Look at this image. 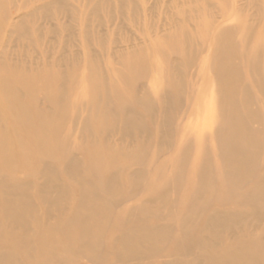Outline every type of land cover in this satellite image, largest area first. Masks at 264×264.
I'll list each match as a JSON object with an SVG mask.
<instances>
[{
  "label": "rangeland",
  "instance_id": "obj_1",
  "mask_svg": "<svg viewBox=\"0 0 264 264\" xmlns=\"http://www.w3.org/2000/svg\"><path fill=\"white\" fill-rule=\"evenodd\" d=\"M260 3L0 0V77L19 90V99L30 109L19 118L7 109V94L0 91V135L5 132L1 138L11 146L5 155L16 164L22 147L32 149L29 137L21 133L20 138V132L25 131L27 121L38 119L35 112L49 120L69 113L60 126L61 138L67 143L58 150L57 176L67 186L68 207H54L46 213L38 192L45 183L38 174L42 165L18 161L15 181L29 186L28 194L42 213V222L54 227L70 215L80 188L63 171V165L70 160L88 164L84 151L92 143L107 152L118 150L123 188L131 184V176L142 173L137 186L116 205L114 217L101 235L99 259L76 250L65 261V254L56 251L52 264H191L203 260L205 251L191 242L202 235L207 219L215 214L251 211L247 197L264 184V13ZM228 33L234 38L240 82L234 98L227 99L226 110L242 117L246 133L241 156L232 158L226 155L230 134L226 122L218 119L223 108L217 105L220 96L213 79L221 46L216 42ZM19 76L23 84L16 88ZM26 84L34 87L28 89ZM168 93L174 96L176 107L164 126ZM146 98L153 103L151 112L138 104V99ZM127 107L144 120L143 133L123 130ZM102 123L109 129L100 130L97 126ZM86 124L95 131L85 132ZM45 147L36 148L29 157L35 158ZM137 149L143 150L141 160L126 161L125 156ZM243 158L249 175L244 185L232 187L227 168L235 170ZM111 164L102 165L109 168L104 178L113 173ZM31 168L33 175L23 172ZM201 175L207 181L205 188L198 180ZM204 189L211 199L203 205L195 230L184 233L181 220L197 203L196 191ZM143 209L149 213L143 214ZM253 220L236 227L238 234L244 240L257 237L264 244V221L254 224ZM140 227L167 230L164 244L145 258L119 254L118 245L128 230ZM62 233L56 229L54 235L61 237ZM225 238L235 242L231 232H226Z\"/></svg>",
  "mask_w": 264,
  "mask_h": 264
},
{
  "label": "bare ground",
  "instance_id": "obj_2",
  "mask_svg": "<svg viewBox=\"0 0 264 264\" xmlns=\"http://www.w3.org/2000/svg\"><path fill=\"white\" fill-rule=\"evenodd\" d=\"M258 1L261 2L259 4L260 10L264 13V0ZM241 22L239 20V23ZM231 35L228 33L227 36L219 38L218 43L216 42L217 45L221 46L217 49L214 63L215 76L212 77L217 83V93L220 96L217 105L223 108L222 115H219L218 119L220 122H226V128L230 134L226 152L229 158L236 155L241 156L240 153L243 152L242 140L246 136L242 117H235L226 110V101L234 98L240 82L238 71L235 68L237 54L234 50V38ZM4 79L0 77V91L7 94L8 102L5 101V106L12 113H16L19 118L26 116L30 109L19 99V93L16 92L19 90L15 91L13 86ZM15 80L17 82V85H14L16 88L18 84H23L22 77L19 76ZM26 85L28 89L34 87L31 84ZM160 91L163 95L162 87ZM137 101L140 106H147V109L152 111L153 103L149 98L138 99ZM166 102L168 108L167 110L163 109L165 112L164 126L169 124L171 120L170 111L176 107L174 96L169 93ZM126 110L127 115L123 123V130L127 133H136L137 131L143 133L146 129L142 125L144 120L129 107ZM35 113L38 119L27 121L24 125L25 131L20 132V138L21 133H25L29 137L32 142V149L28 150L22 147L18 161L22 165L31 166L35 163L42 165L38 174L45 178V183L39 187L38 192L45 205L43 210L49 213L54 207L61 210L71 203L66 192L67 186L57 178L60 170L58 150L67 143L64 138H61L60 126L66 121L69 113L65 111L64 115L59 114L55 120H49L41 112ZM35 123H37V127ZM48 127L49 129H47ZM97 127L102 131L109 129V126H105L103 123ZM84 131L93 133L95 130L86 124ZM4 133L0 135V264H52L56 261V251L65 254V261L69 260L76 250L94 260L99 259L101 235L109 220L114 217L115 207L121 197L137 186V180L141 178L142 173L139 172L131 176V184L127 189L123 188L120 184L121 168L119 166L122 160L118 150L107 152L97 143H92L91 147L84 151L88 164L84 165L76 160H70L63 165V171L70 174L72 181L80 189L76 201L70 206V215L63 221L58 220L53 227V225L50 226L42 222L40 216L43 217V215L42 213L39 214L32 197L28 194L29 186L15 181V174L20 171L19 163L16 161V164H13L10 157L5 155L6 151L11 150V146L1 138ZM13 137L16 142V136ZM24 140L19 139V142ZM44 144L46 147L41 149L35 158L29 157L32 151L36 148L39 149ZM142 155L143 150L137 149L129 152L125 159L130 163L139 162ZM104 162H112L110 169L115 168L107 178H104L103 175L107 171L109 172V168L107 170L102 168ZM245 163L244 158L239 159L235 170L227 168L232 187L239 188V186L244 185L249 175L243 168ZM23 172L33 175V168ZM198 180H200L203 188L207 186L205 176L201 175ZM261 188L263 189H256L247 197V207L251 210L250 212L215 214L206 220L202 235L192 238L191 242L193 246L203 248L205 251L203 260L191 264H264V244L261 243V240L257 237L244 240L239 236L236 228L245 224L249 218L254 219L252 221L254 224L264 221V184ZM206 193L208 190L205 189L203 192L196 191L197 203L193 208L187 210L181 220L184 233L195 230V222L202 207L208 203L212 196H206ZM145 213H149V210L143 209V214ZM56 229H61L63 232L61 237L54 235ZM226 232L235 235L234 243L226 241ZM166 235L167 230L165 229L151 227L130 229L118 245L117 252L129 256L149 257L164 244ZM173 264L187 263L177 261Z\"/></svg>",
  "mask_w": 264,
  "mask_h": 264
}]
</instances>
